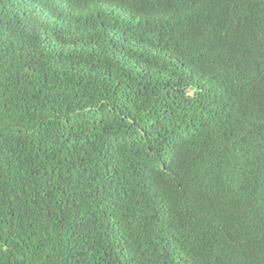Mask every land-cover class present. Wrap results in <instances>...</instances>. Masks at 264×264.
I'll return each instance as SVG.
<instances>
[{"label": "trees", "instance_id": "16d2710c", "mask_svg": "<svg viewBox=\"0 0 264 264\" xmlns=\"http://www.w3.org/2000/svg\"><path fill=\"white\" fill-rule=\"evenodd\" d=\"M0 264H264V0H0Z\"/></svg>", "mask_w": 264, "mask_h": 264}]
</instances>
